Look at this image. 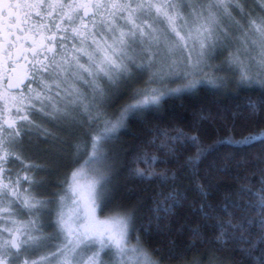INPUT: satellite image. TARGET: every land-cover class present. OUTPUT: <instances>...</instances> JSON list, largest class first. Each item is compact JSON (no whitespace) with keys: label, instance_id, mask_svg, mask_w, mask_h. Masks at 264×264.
<instances>
[{"label":"snow or ice","instance_id":"snow-or-ice-1","mask_svg":"<svg viewBox=\"0 0 264 264\" xmlns=\"http://www.w3.org/2000/svg\"><path fill=\"white\" fill-rule=\"evenodd\" d=\"M5 8L35 11H25L23 17L10 13L6 26L5 57L14 65L21 60L26 62L21 67L26 69L23 79L28 84L27 94L0 96L5 101L4 111L9 113L0 122V220L7 219L12 224L0 228V264H158L139 241L135 246L130 245L129 215L118 213L104 221L103 227H96L95 211L105 198L108 183L109 156L105 144L116 138L129 112L158 104L164 93L150 87L137 89L134 102L126 105L113 120L104 112L108 93L103 84L115 86L131 79L134 72L149 71L159 64L161 67L151 74L150 82L167 68L166 74L187 80L171 92L192 89L197 84L214 83L193 77L203 74L204 66L210 67L206 65L208 60L227 51L223 63L240 69L241 84L264 86V78L257 75L254 79L251 75L253 65L264 66V0H33L6 4ZM34 18L36 22L30 24ZM12 71L16 72V67ZM85 86L89 91L82 90ZM250 107L257 110L255 104ZM40 116L70 126L87 124L86 135L90 139L75 147L77 154L87 155L84 164L98 175L89 189L88 220L73 227L72 213L64 211L70 199L65 192L59 198L56 231L49 236L43 234L39 222L52 201L37 194L43 186V180L35 174L40 166L26 162L30 158L25 156L21 138L25 129L40 127L35 119ZM182 136L180 133L173 139ZM186 139L197 148L196 156L190 158V163L195 165L206 149L198 136ZM252 139L251 135L244 138ZM15 162L21 165L24 175L17 173L13 180L7 175L11 171L7 165ZM83 171L82 165L71 173L68 183L71 192H77ZM135 174L154 175L140 168ZM21 181L28 186L23 187ZM201 194L206 195L202 187ZM253 194L257 197L254 210L260 213V231L255 242L245 240L244 236L245 225L251 226L250 219L236 224L229 220L220 225L217 239L230 235L231 230L239 231L238 239L251 243L253 248L264 243V186ZM172 199L173 206L165 209L166 213L179 204L178 199ZM25 215L30 219L15 218ZM199 234L198 229L193 230L194 236ZM51 241L59 242L51 245L55 250L47 251L39 261L21 259L28 257L30 249L49 248Z\"/></svg>","mask_w":264,"mask_h":264},{"label":"trees","instance_id":"trees-1","mask_svg":"<svg viewBox=\"0 0 264 264\" xmlns=\"http://www.w3.org/2000/svg\"><path fill=\"white\" fill-rule=\"evenodd\" d=\"M231 80L169 93L158 104L129 112L116 138L105 144L108 183L99 213L129 215L130 243L139 241L158 264H264V243L253 248L238 239L239 231L231 230L217 239L220 225L250 219L244 236L255 242L260 213L254 210L253 193L264 186V86ZM146 81L142 75L110 89L104 101L107 118L130 104ZM68 126L63 127V141L66 135L73 137L74 145L90 139L87 124L77 130ZM180 133L179 140L173 139ZM250 135L253 139L245 141ZM189 136H198L206 149L195 165L190 158L197 148ZM30 139L26 135L24 144ZM83 155L75 149L68 162V152L50 192L61 191L67 172ZM137 168L154 175L137 176ZM173 197L179 204L166 213ZM196 229L199 236L193 235Z\"/></svg>","mask_w":264,"mask_h":264},{"label":"rangeland","instance_id":"rangeland-1","mask_svg":"<svg viewBox=\"0 0 264 264\" xmlns=\"http://www.w3.org/2000/svg\"><path fill=\"white\" fill-rule=\"evenodd\" d=\"M259 11V9H257ZM252 55L255 56L256 52L253 51ZM228 56V52L225 51L222 54H217L213 59H210L206 62V65L204 66L203 74H197L194 79H209L213 80L214 83H216V80L218 82H226V81H232L231 79H235L236 81L240 80V69L239 68H230L228 65L224 64L223 61ZM137 62L139 63V58L137 59ZM161 67V65H157L156 67H153L149 71H143V72H134L131 79L137 78L140 79V76H144L146 78V84L145 87H150L157 89L158 92L164 93L163 96L169 94V93H177V92H171V89L180 88L185 83H187V80L183 79L180 76H173L168 75L167 68L164 69V72L161 73V76L158 77L154 81H149V77L153 72H157L158 69ZM214 72L218 75L215 76ZM251 75L255 79L257 75H259L261 78H264V66H257L253 65L251 69ZM231 78V79H230ZM128 80L124 81L127 82ZM119 83L115 86L109 85L106 82H104L103 86L105 87L107 91V96L109 95V90L113 87H117L120 84ZM79 84V82H77ZM214 83H205V84H211ZM253 84H259V83H253ZM198 85V84H197ZM36 87V86H32ZM193 89V88H192ZM192 89H185L182 91H190ZM83 91H89L87 87L82 88ZM27 94V92H26ZM55 94V90L52 93ZM63 94V93H62ZM0 96H3L7 98V96H4L0 94ZM104 98V101H105ZM133 99L130 103H133ZM152 105V104H149ZM147 105V106H149ZM8 108H11L12 114H15V109L12 108L11 103H8ZM5 108V101L0 100V112H3V116L7 118L9 113L4 111ZM118 113V114H117ZM116 115L109 116L110 119H116L121 111H118ZM0 118V122H2L3 118ZM37 123L40 124L39 128H31V129H25V134L21 137L23 140L25 139L26 135L27 137H31L30 141L25 143V156L29 157L26 162L31 164L39 165L40 167L36 169L35 174L38 176V178L43 180V186L40 187L37 190V194L41 199L52 201L43 211L39 226L43 230V234L45 236L51 235L53 232L56 231L54 227V221L56 219V211L60 208V196L58 195L59 192H68V195L70 197L69 200H67V207L64 209L65 212H71L73 215V227L84 223L88 220L89 211L91 208V202L89 197V189L90 186L93 184V182L98 178L97 173H95L92 169L89 168L88 165L84 164V161L88 158L87 155H83L81 159L71 166L69 171L67 172L65 176V181L67 183H63L61 186V191L54 192L51 190L50 192V184H52L53 180L55 179V176L61 174V166L60 163L64 162L68 155V152H70V159H68V162L71 161L74 158L75 155V149L73 144V137L71 136H65L66 141H63V127H65L68 123L64 121L59 120H52L47 117H36L35 118ZM64 125V126H63ZM50 126H53L54 129H49ZM75 130H77L79 125H74ZM72 127V126H68ZM70 132L74 134V130L70 129ZM84 166V171L78 178V190L76 193L71 192L68 189V183H71L70 177L71 173L75 171L76 169L80 168L81 166ZM8 168L11 169L10 172L7 173L9 177H11L13 180L16 179L17 173H20V175H24V173L21 171V165L18 162L10 163L7 165ZM107 175V173H106ZM21 184L23 187H27L28 185L21 181ZM99 187V186H97ZM49 191V192H48ZM62 195V194H61ZM64 195V194H63ZM75 201V203H73ZM74 210V211H73ZM118 213L102 216L99 213V207L95 211V226L96 227H103V222L108 220L109 217H112ZM17 220H23L27 221L30 219L29 216L25 215L22 217H15ZM3 227H12V224L9 220H0V228ZM59 241H51L49 242V248H39V249H30L28 257H22L24 258H30L31 260H37L39 261L40 257L44 254H46L47 251L55 249L51 247V245H54L58 243ZM131 246H135L134 244L130 243Z\"/></svg>","mask_w":264,"mask_h":264},{"label":"flooded vegetation","instance_id":"flooded-vegetation-1","mask_svg":"<svg viewBox=\"0 0 264 264\" xmlns=\"http://www.w3.org/2000/svg\"><path fill=\"white\" fill-rule=\"evenodd\" d=\"M33 0H0V94L4 96L16 95L20 92H24L26 94V85L28 81L21 87V89L11 91L7 88L6 84L8 82L9 77L12 75V68L19 67L24 65L26 62L21 60L18 65H14L7 61L4 54L5 47V37H6V26L9 23V14H13L17 17H23L25 11H35L33 9H6V4H24L31 3ZM35 18L30 20L29 23H35ZM19 35V33H17ZM15 51V50H13ZM29 59H31V55L29 54ZM32 86H36L33 84ZM1 118V117H0ZM5 118V117H2Z\"/></svg>","mask_w":264,"mask_h":264},{"label":"water","instance_id":"water-1","mask_svg":"<svg viewBox=\"0 0 264 264\" xmlns=\"http://www.w3.org/2000/svg\"><path fill=\"white\" fill-rule=\"evenodd\" d=\"M16 69V72L12 71V75L11 77H9L6 84L7 88L11 91L21 89V87L27 82V80L23 79L26 74V69L21 66L17 67ZM21 80H23V83L20 82ZM9 84H11L12 86L9 87ZM17 85L19 86L17 87Z\"/></svg>","mask_w":264,"mask_h":264}]
</instances>
